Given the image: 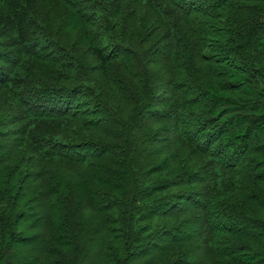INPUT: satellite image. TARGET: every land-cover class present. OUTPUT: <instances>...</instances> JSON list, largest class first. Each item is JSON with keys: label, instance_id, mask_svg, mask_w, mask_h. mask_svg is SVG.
<instances>
[{"label": "trees", "instance_id": "obj_1", "mask_svg": "<svg viewBox=\"0 0 264 264\" xmlns=\"http://www.w3.org/2000/svg\"><path fill=\"white\" fill-rule=\"evenodd\" d=\"M0 264H264V0H0Z\"/></svg>", "mask_w": 264, "mask_h": 264}]
</instances>
